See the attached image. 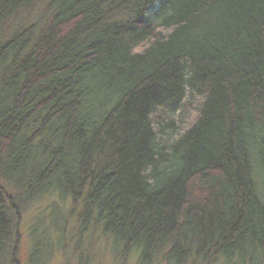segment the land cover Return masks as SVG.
I'll list each match as a JSON object with an SVG mask.
<instances>
[{
    "label": "trees",
    "instance_id": "trees-1",
    "mask_svg": "<svg viewBox=\"0 0 264 264\" xmlns=\"http://www.w3.org/2000/svg\"><path fill=\"white\" fill-rule=\"evenodd\" d=\"M47 202L139 264H264V0H0V257Z\"/></svg>",
    "mask_w": 264,
    "mask_h": 264
},
{
    "label": "rangeland",
    "instance_id": "rangeland-1",
    "mask_svg": "<svg viewBox=\"0 0 264 264\" xmlns=\"http://www.w3.org/2000/svg\"><path fill=\"white\" fill-rule=\"evenodd\" d=\"M79 210L80 204L68 203L54 206L47 202L28 207L15 226L16 233L15 229L12 231L8 251L0 257V264H11L9 256L16 234L18 264H139L137 256L116 248L94 222L81 231ZM37 242L39 250L34 253ZM151 264H166L163 254H158Z\"/></svg>",
    "mask_w": 264,
    "mask_h": 264
}]
</instances>
